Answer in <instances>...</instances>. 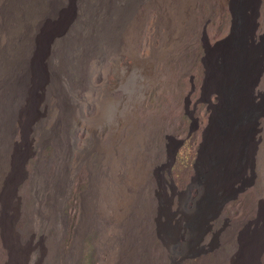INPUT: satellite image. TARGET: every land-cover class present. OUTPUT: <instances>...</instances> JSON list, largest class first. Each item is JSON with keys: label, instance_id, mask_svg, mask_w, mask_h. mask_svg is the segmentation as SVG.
<instances>
[{"label": "rangeland", "instance_id": "374dc122", "mask_svg": "<svg viewBox=\"0 0 264 264\" xmlns=\"http://www.w3.org/2000/svg\"><path fill=\"white\" fill-rule=\"evenodd\" d=\"M58 1L61 7L70 5L77 16L75 34L69 32L63 41L74 38L84 48L80 53L88 58L84 59L88 60L91 84L83 88L84 97L69 94L73 111L70 110V120L63 129L58 128L60 116H64L62 92L72 93L68 91V82L77 77L79 50L67 48L72 55L66 63L68 74L60 84L49 78L36 89L40 116L27 128L16 129L15 148L23 158L7 201L0 195V264L7 262L2 245H16L15 232H22L26 227L28 235L36 236L37 242L43 232V260L54 264L56 239L51 238L56 233H66L70 223L76 227V244L66 246V254L60 255L63 264H78L79 259H82L79 264H84L87 260H83L92 256L96 258L94 264H116L121 257L113 247L121 242H112V239L126 238L128 228H132L130 233L134 236L138 218L146 221V215L150 216L153 227H158L155 190L163 173L167 180L173 179L179 190L188 189L181 201L174 198L170 213L165 210L170 231L166 252L158 245L162 264L166 253L171 259L169 263L176 257L178 261V253L189 248L190 234L185 230L184 217L190 213L197 197L199 182L192 179L198 151L209 126L210 141L219 133L216 115L220 97L211 86V70H221L218 67L226 61V55L221 53L225 48L215 45L230 35L231 0H132L131 11L125 16L128 19L122 21H125L123 30L116 36L118 50L113 49L114 54L110 55L104 46L105 32L112 24L122 26L113 18V10L117 13L118 6L127 0H100L103 4L99 9L105 10L106 15L98 14L92 25L88 24L91 20L84 18V6L92 0ZM257 2H261L260 16L257 18L252 9L246 10L237 37L248 56L246 69L251 74L244 88L245 101L249 97L248 102L264 109V54L260 47V38L264 36V0ZM38 3L42 5L44 1L38 0ZM105 5L109 10L103 8ZM130 34L134 52L132 46H127ZM92 53H99V57L94 55L93 59ZM113 59L117 64L110 67ZM256 70L260 72V81L253 88L252 83L258 78ZM90 90L95 94L91 98ZM101 98L109 101L105 110ZM188 100L191 102L189 113L193 112L197 127L186 111ZM258 123L257 126L247 123L244 130L249 134L248 165L255 166V187L231 202L226 212L237 207L240 213L243 202L251 205L254 201V216L263 208L264 221V118ZM211 143L209 151L214 149ZM237 178L230 180V189ZM67 236L70 241L74 239L71 232ZM85 237L83 252L78 251L79 242ZM240 248L234 264H257L262 250L259 264H264V225L255 234L244 236ZM32 253L35 251L25 252L21 264H31ZM183 264H203V260ZM205 264L218 263L207 261Z\"/></svg>", "mask_w": 264, "mask_h": 264}, {"label": "bare ground", "instance_id": "6f19581e", "mask_svg": "<svg viewBox=\"0 0 264 264\" xmlns=\"http://www.w3.org/2000/svg\"><path fill=\"white\" fill-rule=\"evenodd\" d=\"M40 1H44V3L42 5L38 3L39 5H37L38 0H0V195H3L5 202L8 199L10 188L16 178L17 170H19L23 158L16 151L13 139L14 133L17 128L21 127L25 129L39 118L40 108L37 106L39 99L36 97L35 91L42 85L43 81L51 78L57 84H60L64 75L68 74L66 72L68 71L66 63L70 62L69 57L72 55V51L68 52L67 48L74 51L79 50L77 54L81 58L76 59V62H79V64L75 63L78 64L75 81L68 82V91L70 89L72 93L66 90L62 92L61 107L64 116H60L59 129H63L66 126L71 117L70 110L73 111V108L69 104V94L78 93L84 97L86 90L83 88L91 84L88 76V60L84 59L87 56L84 53H80L84 52V48H80L78 40L75 42L74 38H71L69 42L63 41V39L67 38L66 36L69 32L72 35L75 34L74 31H76L78 21L74 10L70 5L64 6L66 8L61 7V3L59 4L58 0ZM255 3L256 0H249V2L247 0L230 1L229 11L232 18L230 35L224 41L215 45L216 47L223 46L221 49L225 48L221 53L226 55V61L221 68L218 67L221 70L212 69V66L210 67L212 69L211 86L217 90L220 97V106L216 115V125L219 133L215 139H211L210 141L208 135L211 126L206 129L203 137L204 141L200 145L198 157L194 164L195 177L192 181L199 182L197 185V197L192 202L190 213L184 217L185 230L190 234V239L188 240L189 248H183L178 253V261L176 257V260L174 258L171 261L172 263H169L171 259H168L166 253L165 264H183L186 261L194 262L197 260H203V264L207 261L217 262L218 264H234V260L239 255L241 249L242 238L255 234L264 225L263 218L261 217L263 208H260L254 216V201L251 202V205L243 202L240 213L237 207L233 208L231 212H226V208L231 202L234 203L239 200L240 196L246 195L256 184L255 166L248 165V144L246 140L249 139V134L245 133L244 130L247 123H252L255 126L259 124L258 121L264 118V109H262V106L254 105L250 101L248 102L249 97H246L245 101L246 94L244 88L247 85L248 74L250 72L246 69L248 56L244 54V47L238 43L237 37V33L242 25L241 23L245 19L246 10L252 9L256 12L257 18L260 16L261 2H257L256 5ZM102 4L103 2H100V0H92L90 3H87L88 6H84L86 17L81 14L86 21L91 20L88 24L92 25L96 21L98 14L106 15L105 10L99 9L102 8ZM132 4V0H127L122 6H118L119 11L117 13H115L116 9L113 10V18L116 17L117 22H121L122 26L117 25L113 27L112 24L106 29L105 39L107 38V40L104 46L109 49L108 55L114 54L113 49L118 50L117 45L119 41L116 36L123 30L125 21H122L126 19L125 16H127L128 12L130 13ZM103 8L108 9L107 5L103 6ZM108 16L109 18L111 17L110 12ZM258 26L261 27L259 23ZM96 29L97 26L94 30ZM131 34L129 35L130 38L127 41V46H132V51L134 52ZM260 40L262 41L260 47L264 54V36ZM83 42L85 44V41ZM95 53H92L93 59L94 55L99 57V53L98 55ZM232 58L233 60L236 58V60L233 62ZM72 61L75 62V60ZM111 61L110 67H115L116 61L114 59L112 63ZM117 61H119L118 57ZM255 75L258 78L253 81V88L258 86L260 81V72L256 70ZM88 95L90 98L94 96V90H90ZM94 100H98V98L94 97ZM101 101L105 110L106 106L109 105V101L103 98H101ZM210 101V99H207V102ZM190 103V100H188L186 111L194 122L195 127H197V120L194 119L193 112L189 113ZM23 117L25 118L24 120ZM212 123V126H214L215 120ZM253 132L255 133L254 130ZM243 133L247 135L242 136ZM210 143L214 147L213 151H209L208 149L211 147ZM168 174L171 175V172L169 171ZM239 175L240 179L237 178ZM232 178H237V180L230 189L229 182ZM161 179L158 182L157 190H155L158 198L155 201L157 204L154 206V210H157L159 213L155 217L158 227H153L150 222V216L146 215V221H142L143 219L140 216L141 218H138V223L136 224L138 228L135 230L134 236H131L130 233L132 228H128L125 230V234L128 235L126 238L112 239V242H121V244L117 243V245L114 243L115 247H113V251L120 252L119 257H121L118 258L116 264L163 263L158 245L161 246L163 251L165 249L166 252L169 240L168 236L170 234L167 228L169 225V215L166 214L165 210H169L174 198L178 201L185 198L188 189L186 191L179 190L175 186L173 179L167 180L164 173ZM68 232L73 233L74 239L72 241L67 236ZM15 234H17L16 245L6 243L2 245L7 258L5 264H21L23 257L26 255L25 252L28 251H35L30 256V259H32L31 264H49L45 262L47 261L46 259L43 260V232L38 242L36 241V236L28 235L27 227L24 231L15 232ZM26 234L27 236L24 238ZM55 235L51 238L52 240L56 239V262L54 264H63V260H59L60 255L63 256L64 252L66 254V246H69V244L74 246L76 244L74 242L76 227L70 223L66 229V233L62 232L60 235L56 233ZM79 243L78 251H82L84 245L87 243V237ZM91 247L94 248L95 245L92 243ZM262 253L263 250L258 256L257 264L260 263ZM94 258L95 256L88 259L84 257L85 260L83 261L87 260L84 264H94L96 260ZM80 260L82 259H79V262Z\"/></svg>", "mask_w": 264, "mask_h": 264}]
</instances>
